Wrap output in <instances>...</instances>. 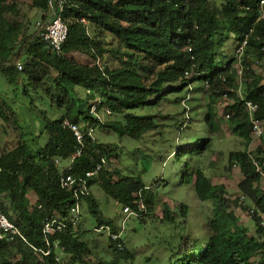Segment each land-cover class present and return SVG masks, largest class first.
Masks as SVG:
<instances>
[{"label":"trees","instance_id":"obj_1","mask_svg":"<svg viewBox=\"0 0 264 264\" xmlns=\"http://www.w3.org/2000/svg\"><path fill=\"white\" fill-rule=\"evenodd\" d=\"M21 4V0H0V76L28 96L30 103L38 97L45 109L31 128L21 124L0 95L2 131L13 134L12 142L0 146V211L19 232L15 240L0 239V264H252L259 253V264H264L259 216L252 214L256 226L250 232L236 213L237 198L227 195L224 184L211 182L200 164L210 147L207 135L193 134L180 144L170 160L178 166L159 180L151 176L150 186L140 174L122 175L118 169L109 170L106 163L86 180L85 190L79 186L100 157L107 161L119 156L116 143L87 136L88 126L108 128L118 139L126 137L131 142L153 131L165 137L163 130L169 124L157 121L158 108L164 103L191 102L194 90L197 96L192 100H207L201 114L207 133L215 134L221 122L228 121L231 131L244 140L243 149L229 152L228 162L241 173L239 192L264 211V187L252 162L257 159L264 170V136L250 149L251 125L245 107L246 100L256 103L255 116L264 121V74L253 68L260 64L264 70V3L65 0L62 16L68 34L59 53L42 37L50 0H31L30 8L41 13L38 25L24 17ZM245 39L240 63L222 52L228 40L234 41L236 49ZM239 77L244 83L241 96ZM223 98L225 111L218 116L217 104ZM93 106L95 113H91ZM101 111L115 115V120L102 122ZM64 119L78 123L85 133L78 156L73 157L77 143L62 126ZM131 155L140 159L143 169L151 166L152 156L140 148ZM65 160L70 163L61 169L59 161ZM64 171L75 178L72 186L60 184ZM179 185V192L191 187L200 202L210 204L199 236H191L182 225L173 233L179 225L177 212L163 197ZM98 189L102 197L94 195ZM109 200L121 208L128 206L136 223L149 218L155 228L162 224L169 231L167 237L164 230L157 238L159 254L135 262L136 250L119 236V227L100 208L101 202ZM160 206L162 216L158 217L154 211ZM188 211L187 204H179V217L187 218ZM45 220L53 222L47 239L42 231ZM95 231L106 235L109 257L90 245ZM46 241L49 253L43 254L37 249L45 247Z\"/></svg>","mask_w":264,"mask_h":264},{"label":"rangeland","instance_id":"obj_2","mask_svg":"<svg viewBox=\"0 0 264 264\" xmlns=\"http://www.w3.org/2000/svg\"><path fill=\"white\" fill-rule=\"evenodd\" d=\"M21 2V13L24 17H31L33 22L38 25V22L41 21L40 11L30 8L31 0H21ZM46 22L47 17L45 19V23ZM235 47L236 44L234 41L228 40L224 43L222 52L227 57H236L237 62L240 63L242 55H235ZM253 68L256 72L264 74L262 65H254ZM243 84L244 83L239 77L237 93L240 96L243 91ZM190 93L189 100H191V102L181 101L179 104L164 103L160 108H158L157 111L160 112L157 114H160V117L157 121L169 124L168 127L163 130L165 132V137L153 131L143 135L141 137L142 139L139 141L131 142L126 137L118 139L117 136H115L108 128H95L93 132V137L95 139L97 138L102 142H112L113 144H117L116 149L119 156L117 158L110 157L106 161L105 166L109 170H120L122 175L140 174L145 184L150 186L152 183L151 176H155V178H158L159 180L169 174L171 175L174 166H178L170 160L175 149L180 144H184L188 138H190L189 136L193 134L207 135V138L210 140V147L207 152L203 154L200 164L203 167L205 174L210 178L211 182L215 184H224L227 195L236 200L240 194L237 184L240 181L241 173L239 172L237 166H231L229 164L228 155L230 151L243 149L244 140L231 131L228 121H222L221 129L215 134H208L203 124V115H201L202 111H204L202 104L204 106L207 100L201 97L202 101H194L192 98H196L197 94L194 90H191ZM0 95L6 98L8 103L15 110L16 116L20 120L21 124H30V126H32L31 128H35L34 118L36 115L40 116L39 112L41 109H45V105L38 100V97L34 96L33 102L30 103V98L28 96L22 94L19 88L16 89L12 85L7 84L1 76ZM197 103H199L200 106H195ZM226 103L227 100L223 98V101H220L217 104L218 116L225 111ZM99 115L100 120L105 123H110L116 118L115 115H109L103 113L102 111L99 112ZM162 115H167V118H162ZM188 118H191L192 120ZM2 122V118L0 117V146L3 145L4 141L12 142L13 138V134L9 130L7 132L2 131ZM181 126L184 127L182 128L183 130L180 128ZM257 144V138H252L250 149L256 147ZM137 147L140 148L143 153L147 152L152 156L151 166L147 170L142 168L143 165L139 158L134 159L131 155L132 151ZM190 161L192 162V160ZM67 162L69 163V160H65V163ZM59 165L61 169L66 167L62 161H59ZM180 188L181 186L179 185L174 193L164 195L163 197L164 202L168 204L170 209L175 211V213L177 212L176 216L179 225L173 233L179 232L182 225L184 230L187 228L191 236H199L202 233L201 228H205L203 218L206 214L207 208L210 207V204L207 202H200L194 195L191 187L184 188L183 192H179ZM261 189L262 187L259 186V191H261ZM93 191L95 196H103V193L99 189L97 191ZM180 203H185L189 207L187 218L179 217L178 206ZM250 203L251 202L247 200V204ZM100 208L104 216L106 218H112L115 224L119 227V236L124 239L126 244L133 247V250H136L135 262L142 260V257L144 256H152L157 253L159 254L162 251L161 244L158 243L157 238L160 237V234H163L161 232L164 230L166 237L169 233L167 229L163 228L162 224L157 225L155 228L154 223H152L149 218H147L148 220L146 223H136L133 219L132 213H124L121 205L112 200H109V202H101ZM162 210V206L157 207L155 208L154 214L160 217L162 216ZM236 213L240 216L239 218L244 223L246 228H248L250 232L254 233L255 224L250 211L246 208L244 209L241 204H238L236 207ZM81 215H85L84 210L81 211ZM136 224L138 225L134 231ZM89 225H91V223H89ZM176 240H178V236L175 241ZM106 241V235H102L100 232L95 231L92 236V241H90V245L95 246V250L97 249L101 255L109 257L110 253H108L107 249H105ZM260 259L261 254L259 253L252 258V264H259Z\"/></svg>","mask_w":264,"mask_h":264},{"label":"built area","instance_id":"obj_3","mask_svg":"<svg viewBox=\"0 0 264 264\" xmlns=\"http://www.w3.org/2000/svg\"><path fill=\"white\" fill-rule=\"evenodd\" d=\"M64 2L65 0H50V10L47 12V22L44 25V31L42 33V37L48 42L49 46L51 49L57 53L61 51V46L65 42L68 34V26L66 21L64 20L62 16V11L64 7ZM260 3L263 4L264 0H260ZM264 16V12L261 13V17ZM82 22H85L84 19L81 20ZM246 45V39L242 41V43L236 48V54L240 55ZM17 69H21L22 65L18 62L16 64ZM241 72V68H239L238 73ZM245 106L248 112L249 116V121L251 125V137L252 138H257L259 141L261 137L264 136V121L260 120L255 116V112L257 111V104L250 101L246 100L245 101ZM95 107L93 106L91 108V113H95ZM107 113H109L108 110H106ZM227 117L229 116L228 114L226 115ZM62 126L64 128L69 129L77 143V148L75 153L73 154L74 156H78L83 148V143H84V131L81 130L80 125L78 123H73L69 121L68 119H64L62 121ZM93 126H88L86 129V135L91 137L93 136ZM72 157V158H73ZM72 160V159H70ZM252 162L254 164V167L256 171H258L260 179L263 183L264 187V170L261 168L260 163L257 159L253 158ZM106 163V160L104 157H100L99 161H96L94 163V166L91 170H88L84 174V180L81 181L79 186H81V191L86 189V180L97 175L98 173L101 172L103 169L104 165ZM75 183V178L68 172L64 171L61 173L60 177V184L62 186H72ZM241 201L243 205H245L244 202V196H241ZM73 211H77V209H72ZM124 213H132L129 209L128 206L123 207ZM250 212H254L253 209H250ZM256 212L260 215V225L264 228V212H260V210H256ZM52 224L53 222L50 220H45L43 224V234L45 236V239H47L49 233L52 232ZM19 234L17 228L14 226V224L7 218L6 215H4L0 211V239H6L9 241L15 240L16 236ZM113 238L116 236L113 235ZM43 254H48L49 253V242L46 241L45 247H39L37 249Z\"/></svg>","mask_w":264,"mask_h":264},{"label":"clouds","instance_id":"obj_4","mask_svg":"<svg viewBox=\"0 0 264 264\" xmlns=\"http://www.w3.org/2000/svg\"><path fill=\"white\" fill-rule=\"evenodd\" d=\"M238 47V46H237ZM235 55L236 56H240V55H238V54H236V49H235ZM238 70H239V68H238ZM246 107V106H245ZM247 110V109H246ZM227 115V114H226ZM227 117V116H226ZM229 117V116H228ZM241 196H244V195H242L241 193L239 194V197L237 198L238 199V202H239V204H241V206L243 207V206H245L246 207V209L247 210H249L250 211V209H253L254 210V212H250L251 213V216H252V214H255V215H258L259 216V219H258V223H259V225H260V222H259V220H260V215L256 212V210H260V212H264V211H262L261 209H259V208H254L253 207V205L250 203V204H247V200H249L248 198H246L245 196H244V202H245V205H243V203H242V201H241ZM123 209V208H122ZM256 226V225H255ZM261 226V225H260ZM262 227V226H261ZM263 228V227H262ZM264 229V228H263Z\"/></svg>","mask_w":264,"mask_h":264},{"label":"crops","instance_id":"obj_5","mask_svg":"<svg viewBox=\"0 0 264 264\" xmlns=\"http://www.w3.org/2000/svg\"><path fill=\"white\" fill-rule=\"evenodd\" d=\"M62 163H64V166H68L70 162L65 163V161H62Z\"/></svg>","mask_w":264,"mask_h":264}]
</instances>
